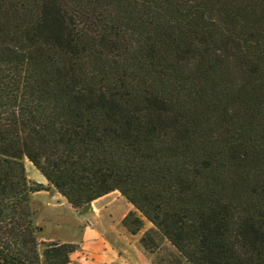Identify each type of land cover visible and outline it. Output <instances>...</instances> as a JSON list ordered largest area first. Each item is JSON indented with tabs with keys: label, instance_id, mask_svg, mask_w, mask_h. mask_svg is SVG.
<instances>
[{
	"label": "trees",
	"instance_id": "obj_1",
	"mask_svg": "<svg viewBox=\"0 0 264 264\" xmlns=\"http://www.w3.org/2000/svg\"><path fill=\"white\" fill-rule=\"evenodd\" d=\"M47 188L118 190L146 255L264 264V0H0V264L70 263Z\"/></svg>",
	"mask_w": 264,
	"mask_h": 264
},
{
	"label": "crops",
	"instance_id": "obj_2",
	"mask_svg": "<svg viewBox=\"0 0 264 264\" xmlns=\"http://www.w3.org/2000/svg\"><path fill=\"white\" fill-rule=\"evenodd\" d=\"M40 182L46 183V180ZM42 192L50 193L55 201H46V206L62 205L75 216L72 228L67 230L57 225L48 227L38 221L37 214L35 216L40 240L79 244V248L70 254V264H164L161 260H154L153 254L146 255L138 246L139 239L152 229V223L144 219V225L150 224L148 230L142 228L136 234L129 233L123 226L122 219L135 207L118 190L94 199L85 214H78L56 190Z\"/></svg>",
	"mask_w": 264,
	"mask_h": 264
},
{
	"label": "rangeland",
	"instance_id": "obj_3",
	"mask_svg": "<svg viewBox=\"0 0 264 264\" xmlns=\"http://www.w3.org/2000/svg\"><path fill=\"white\" fill-rule=\"evenodd\" d=\"M24 164L26 175L30 183L46 180L40 173V171L36 169L35 166L27 158H24ZM43 184L47 185V180L46 183ZM50 190L51 189L47 188L31 193V200L34 208L37 210L36 214L38 221H41L42 224H46L48 227L50 225L56 227L57 225V227L65 228L66 230L67 228H72L73 223L75 222V216H73V214H71L65 207H63L62 205H58L55 207L46 206V201L55 203V201L51 199L50 193L42 192ZM117 205L119 206L120 203L117 202ZM148 225L150 224H146L143 226V231L148 230ZM149 231H154V227H152L151 230H148V232ZM154 235L158 239V241L161 242L160 248L152 253L154 260H161V262H163L164 264H186L183 257L166 239H163V237L157 232H155Z\"/></svg>",
	"mask_w": 264,
	"mask_h": 264
}]
</instances>
